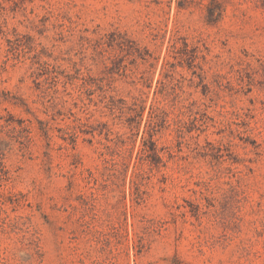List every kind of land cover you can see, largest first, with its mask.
I'll use <instances>...</instances> for the list:
<instances>
[{
	"label": "rangeland",
	"instance_id": "rangeland-1",
	"mask_svg": "<svg viewBox=\"0 0 264 264\" xmlns=\"http://www.w3.org/2000/svg\"><path fill=\"white\" fill-rule=\"evenodd\" d=\"M0 264H264V0H0Z\"/></svg>",
	"mask_w": 264,
	"mask_h": 264
}]
</instances>
